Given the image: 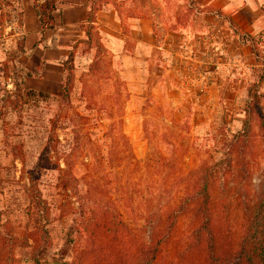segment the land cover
I'll use <instances>...</instances> for the list:
<instances>
[{
    "label": "rangeland",
    "instance_id": "rangeland-1",
    "mask_svg": "<svg viewBox=\"0 0 264 264\" xmlns=\"http://www.w3.org/2000/svg\"><path fill=\"white\" fill-rule=\"evenodd\" d=\"M199 3L119 4L122 25L128 15L151 20L155 45L144 58H127L99 32L78 39L67 101L58 91L11 109L5 98H14L20 83L12 67L0 64V264H56L87 249L90 228L83 225L109 213L110 172L129 189L136 183L133 205L141 211L146 184L180 195L190 180L180 179L203 162L219 168L228 163L226 176L211 191L214 250L196 245L199 220L190 210L161 246L158 264H208L210 255L231 264L247 228L246 213L261 189L264 143L257 120L250 121L248 139L227 147L241 130L249 86L262 95L264 112V39L255 56L245 33ZM260 3L264 12V0ZM117 150L130 151L129 159L112 155L109 162V151ZM158 154L174 168L164 181L154 172ZM148 155L155 161L145 167ZM33 172L49 206L47 220L39 216L30 189ZM87 207L94 212L86 213ZM44 231V254L36 262L31 245Z\"/></svg>",
    "mask_w": 264,
    "mask_h": 264
},
{
    "label": "trees",
    "instance_id": "trees-1",
    "mask_svg": "<svg viewBox=\"0 0 264 264\" xmlns=\"http://www.w3.org/2000/svg\"><path fill=\"white\" fill-rule=\"evenodd\" d=\"M57 1L43 0L39 5L34 3L35 14L42 30L53 28L54 19L52 12L56 8ZM7 6H12V2L0 0V22L8 17V13L4 10ZM132 16L144 18L142 15L134 14ZM86 21L85 34L87 35V39H90L93 34V22L95 21L92 10L88 11ZM245 35L249 38L251 50L256 56L255 48L256 45L262 43L264 32H259L256 36L252 37L248 34ZM72 50L73 48L68 53L67 58L62 62L64 76L60 94L64 101H67L69 97L70 73L73 61ZM262 70H264V67ZM48 96V93L34 91L16 85L14 98L10 96L6 97L4 104L8 105V107L11 106V109H15L23 107L29 101L31 102L36 98ZM260 96L262 95L258 93L255 85L247 88V100L245 101L243 109L245 117L241 122V130L231 135L227 151L232 150V147L239 143V141H244L249 138L251 135L250 121L252 118L258 122L261 138L264 143V112L258 102ZM129 153L125 154L118 150L115 153L109 151V162L114 160L112 155H115L117 160H128ZM227 154H225L226 157ZM156 159L159 166L156 167L154 172L157 177L158 174H162V177L159 179L164 181L174 173L172 161L170 158L161 154H158ZM154 161V155H148L144 160V166L148 167ZM221 161L223 162V160ZM216 165H207L203 162L197 169L190 170L186 177H182L180 180H192L194 177L196 179L192 183L190 180L189 184L185 183V187L181 190L180 195H171L170 192H165L164 189L161 191L157 183L155 187L152 184H146L147 197L143 199L144 204L141 211L133 205V195L139 191L136 190V183L133 182L129 189V186L124 183V180H121V177L118 176L116 171L110 172L109 213L102 212L100 213V219H97L93 223L92 221L87 222L85 226L83 225V229L90 228L87 235L89 244L87 249L75 255L70 261L56 260V264H158L161 246L170 239L178 218L190 210L197 215L199 220V224L195 228V235L197 237L196 245L200 248L208 249L209 252L213 251L216 243L214 238V220L210 210L211 191L212 186L226 176L225 170L228 172V163L224 168H219ZM34 174L33 172L29 176L30 189L38 207L39 216L47 220L49 206L42 197L37 178ZM158 189L159 191H157ZM114 191L118 193H115L113 196ZM94 210L88 207L85 208L86 213H93ZM127 215L131 216L129 220L125 218ZM102 216H108L109 221L102 219ZM137 219H140V221ZM246 222L247 228L245 234L240 241V247L238 252L234 254L235 258H233L231 264H264V169L262 171L259 195L251 205L248 213H246ZM76 233L78 232L76 231ZM40 235L41 237L37 239L33 238L34 244L31 245V251L35 256L36 262L39 260L38 257L44 254L43 248H45L44 245L47 242L45 231ZM71 240L72 238L70 237L69 241ZM8 241L12 242L11 235L6 239V243ZM207 259L208 264H228V261L225 262V259L217 260L214 255H210Z\"/></svg>",
    "mask_w": 264,
    "mask_h": 264
},
{
    "label": "crops",
    "instance_id": "crops-1",
    "mask_svg": "<svg viewBox=\"0 0 264 264\" xmlns=\"http://www.w3.org/2000/svg\"><path fill=\"white\" fill-rule=\"evenodd\" d=\"M12 2L0 22V64L12 67L23 87L55 94L60 91L62 62L78 39H87V13L94 12L93 32L101 39H113L117 50L127 58H144L155 45L151 20L127 16L122 25L117 8L129 0H58L52 12L54 26L42 30L34 3L43 0H4ZM202 8L228 20L229 25L250 35L264 29L260 0H199ZM121 4V6H119ZM138 58V57H137Z\"/></svg>",
    "mask_w": 264,
    "mask_h": 264
}]
</instances>
